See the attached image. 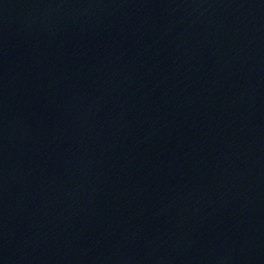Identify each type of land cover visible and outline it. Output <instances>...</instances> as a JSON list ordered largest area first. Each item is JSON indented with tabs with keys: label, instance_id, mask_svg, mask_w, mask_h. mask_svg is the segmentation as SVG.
Returning <instances> with one entry per match:
<instances>
[{
	"label": "water",
	"instance_id": "obj_1",
	"mask_svg": "<svg viewBox=\"0 0 264 264\" xmlns=\"http://www.w3.org/2000/svg\"><path fill=\"white\" fill-rule=\"evenodd\" d=\"M0 264H264V0H0Z\"/></svg>",
	"mask_w": 264,
	"mask_h": 264
}]
</instances>
